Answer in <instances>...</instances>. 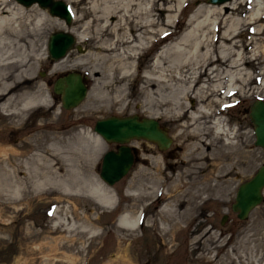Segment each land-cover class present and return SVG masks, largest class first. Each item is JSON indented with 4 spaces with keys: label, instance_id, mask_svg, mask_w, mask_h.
I'll use <instances>...</instances> for the list:
<instances>
[{
    "label": "rangeland",
    "instance_id": "rangeland-1",
    "mask_svg": "<svg viewBox=\"0 0 264 264\" xmlns=\"http://www.w3.org/2000/svg\"><path fill=\"white\" fill-rule=\"evenodd\" d=\"M64 1L69 5L74 18L71 5ZM202 3L207 6L214 4L209 0H191L182 2L176 8L177 0H159V5H172L176 8L159 14L157 18L159 23L174 34L170 33L147 43L133 59L126 58L121 50L134 41H118L114 43V49H109L106 44L112 42L110 40L104 42V46L102 41H79L76 38L81 49L74 46L68 50V65L58 67L62 63L50 59L47 38L50 32L62 28H46L36 38L42 55L35 62L32 74L34 80L41 84L42 97L48 98L47 104L38 102L41 100L38 97L28 113L14 118L0 109V149L6 150L8 154L0 153V264H109L113 259V264H264V198L246 219H239L231 209L238 184L249 178L264 162V149L254 143L255 135L248 116L251 101L256 97L264 98V30L256 33L254 24L246 22L240 27L236 39L245 55L256 51V55L249 58L246 65L243 64L250 71L251 78L242 81V92H234L225 98L228 100L226 105L215 107V113L226 117L228 123L237 120L240 127L239 149L235 152L230 144L226 145L210 134L209 140L212 143L207 147V152L216 158H206L207 162H204L211 165L204 171L208 173L212 170L214 177L210 182L222 185L217 189L219 192L205 193L202 196L206 198H197L193 202V209L182 217L183 220L172 224L167 234L158 230L155 220L154 224L146 225L147 217L155 219L157 212L167 203L163 193L153 197L154 201L144 213L141 210L142 219L134 235L125 237L123 230H117L120 213L133 199L129 193L138 192L140 184L151 185L152 173L158 174L156 170L160 171V168L165 176L164 183H171V176H176L184 167L181 161L188 150L187 144L191 142V137L182 124L185 119L174 117L171 113H160L161 110L158 111L156 106L150 108L144 105L141 76L151 69L154 59L164 46L179 39L192 22L194 7ZM40 7L41 12L50 13L48 7ZM240 9V13L235 15L247 17L255 9V5L249 0ZM168 18L172 20L171 25H167ZM257 23L263 24L264 18ZM105 55L106 58H103ZM122 61L132 62L134 73L127 79V89L119 93L117 91L121 81L116 73L122 66ZM108 63L116 70L112 78L107 73L110 66ZM69 70L84 73L89 87L86 97L79 105L65 109L61 105L60 95L53 91L52 84L56 76ZM206 77L205 74L199 76L196 86ZM169 82L171 89L174 82ZM15 92L19 90L15 89ZM118 93L125 95V101L130 100V104L118 102ZM181 101L191 105L195 100L184 97ZM130 113L159 119L172 136V143L166 149H160L154 142L146 139H131L130 144L135 148V161L125 176L110 185L99 175L100 162L104 151L116 148L117 145L102 137L97 138L93 126L97 118ZM59 132H63L68 140L78 132L81 167L77 171L71 169L69 173L64 172L67 179L62 183L46 185L45 188L33 187L29 178L13 166L20 159L23 160L26 154L37 151L31 148L35 134L52 136ZM51 143L52 141H47L45 145ZM44 149L46 148L41 147L39 150ZM15 151L22 152V156L14 154ZM3 157L8 158V161L3 160ZM75 177L81 181L79 185H75ZM97 178L114 189L115 210H106L88 195L89 185ZM18 179H21L20 183L16 182ZM183 188L180 186L174 191ZM150 201L151 199H145L143 203ZM183 206V203L178 205V210L181 211ZM56 211L59 217H64L74 227L64 229L56 226ZM224 214L227 216L222 222ZM88 222L98 226L103 235L91 238L82 232L83 225ZM124 252L127 258H122Z\"/></svg>",
    "mask_w": 264,
    "mask_h": 264
},
{
    "label": "bare ground",
    "instance_id": "bare-ground-1",
    "mask_svg": "<svg viewBox=\"0 0 264 264\" xmlns=\"http://www.w3.org/2000/svg\"><path fill=\"white\" fill-rule=\"evenodd\" d=\"M66 1L71 5L74 14L72 23H67L59 15L41 12L39 10L41 5L35 4L37 2L25 5L18 0H0V109L12 118L28 113L33 108V103L38 101V97L41 99L38 102L47 104L48 98L42 97L44 96L42 86L34 80L32 74L36 67L35 62H38L42 55L36 38L46 28L52 26L62 28L61 30L76 34L79 41L104 43L110 40L112 42L106 44L109 49H114V43L118 41L128 43L134 41L126 49L121 50L126 58L133 59L147 43L154 42L167 34H174L158 22V15L165 11H172L182 2L191 0H177L176 8L172 5H159V0ZM228 1L230 2L224 1L210 6L205 3L195 6L194 17L187 29L182 32L176 42L169 43L161 49L151 69L141 76L143 104L150 108L156 106L158 111L161 110L160 113H171L174 117L184 118L185 122L182 124L190 135L191 142L187 144L188 150L181 161L184 167L176 176H171V183H164L165 176L160 168V171L156 170L158 174L152 173L151 185L140 184L138 192L128 194L133 199L120 213L117 225V230H123L125 233L121 234L125 237L135 234L142 219L141 210L143 213L147 210L156 194L160 196L159 194L163 193L167 203L162 204L155 219L152 216L147 217L146 225L154 224L155 220L158 230L167 234L172 224L183 220L182 217L193 209V202L197 198H203L202 194L205 193L219 192L217 189L222 185L210 182L214 177L212 170L210 169L208 173L204 172L211 166L204 163L207 162L206 158L211 160L216 158L215 155L211 156L207 152V147L212 143L209 140L210 134L224 144H230L235 152L239 149L240 127L237 120L228 123L226 117L215 113L217 111L215 107L226 105L228 100L225 98L234 92H242V81L245 82L246 79L251 78L250 71L243 64L246 65L247 60L256 55V51L245 55L236 35L245 22L254 24L256 33L264 30V23H257L264 18V0H251L255 9L247 17L235 14L240 13V6L249 0ZM171 21L168 18L167 25H171ZM120 29H123L122 32H119ZM67 54L54 60L56 63H62L58 67L67 64ZM103 58H106V55ZM131 67L132 62L122 61V66L116 73L119 74L121 81L117 92L127 89H125L127 79L134 73ZM115 71L110 64L107 69L109 75H107L112 78ZM202 74L207 77L196 86L197 79ZM170 80L174 82L171 89H169L172 86L169 84ZM15 89L19 92L16 93ZM184 97H191L195 101L187 105L181 101ZM124 98L125 95L119 94L116 100L129 105L131 101H125ZM41 124L44 123L41 122ZM65 136L63 132L52 136L43 133L35 134L31 141V148L37 151L26 154L25 158L17 161L13 168L19 172L22 171L33 187L45 188L46 185L62 183L67 179L64 177V172L69 173L71 169L77 171L81 167L79 163L81 155L79 156V145H77L78 132H75L71 140ZM96 136L101 139L98 134ZM47 141H52L51 145H45ZM41 147L46 149L40 151ZM6 152L0 149L2 155H6ZM21 153L15 151L14 154L22 156ZM5 157L3 160L8 161ZM75 179V185H79L81 181L76 177ZM19 181L21 182V179L16 180L17 183H20ZM180 186L184 187L183 190L174 191ZM87 193L106 210H115L114 189L100 178L89 185ZM145 199H151V201L143 203ZM182 203L184 206L179 211L177 207ZM55 218L56 226L64 229L74 227L67 223L64 217H59L57 211ZM99 229L98 226L88 222L83 225L81 231L90 235L91 238H99L103 235V231ZM123 257L127 258L125 252L122 254ZM112 261L109 264H113Z\"/></svg>",
    "mask_w": 264,
    "mask_h": 264
},
{
    "label": "water",
    "instance_id": "water-1",
    "mask_svg": "<svg viewBox=\"0 0 264 264\" xmlns=\"http://www.w3.org/2000/svg\"><path fill=\"white\" fill-rule=\"evenodd\" d=\"M29 5L37 2L42 7H48L51 14L63 17L67 23L71 21L72 13L64 0H18ZM221 3L227 0H209ZM76 46L74 34L65 30L50 32L47 38V51L50 59L56 60L64 56L68 50ZM87 76L79 70H69L59 74L53 80L52 89L60 95L61 105L71 109L79 105L88 92ZM248 116L255 135L254 143L264 149V98L256 97L249 105ZM94 131L107 142L117 143L116 148L104 151L99 175L103 181L113 184L127 174L135 161L134 148L130 144L133 138H143L154 142L160 149H166L172 143V136L162 127L157 118L147 115L130 113L125 115L110 114L97 118ZM264 162L254 173L237 186L231 209L239 219H246L253 208L264 198ZM223 215L222 222L226 218Z\"/></svg>",
    "mask_w": 264,
    "mask_h": 264
},
{
    "label": "flooded vegetation",
    "instance_id": "flooded-vegetation-1",
    "mask_svg": "<svg viewBox=\"0 0 264 264\" xmlns=\"http://www.w3.org/2000/svg\"><path fill=\"white\" fill-rule=\"evenodd\" d=\"M158 121H159L160 125L165 128V126L162 124V122L159 119H158Z\"/></svg>",
    "mask_w": 264,
    "mask_h": 264
}]
</instances>
